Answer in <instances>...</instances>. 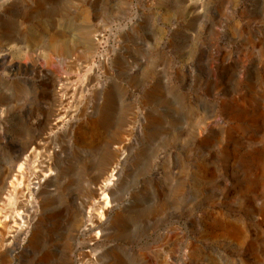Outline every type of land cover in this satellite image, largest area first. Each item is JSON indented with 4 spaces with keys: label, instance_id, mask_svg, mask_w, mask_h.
Segmentation results:
<instances>
[{
    "label": "rangeland",
    "instance_id": "374dc122",
    "mask_svg": "<svg viewBox=\"0 0 264 264\" xmlns=\"http://www.w3.org/2000/svg\"><path fill=\"white\" fill-rule=\"evenodd\" d=\"M72 121L96 123L98 144ZM46 146L48 191L0 202L44 225L0 264H264V0H0V173L20 155L35 170ZM215 222L244 240L212 239Z\"/></svg>",
    "mask_w": 264,
    "mask_h": 264
},
{
    "label": "bare ground",
    "instance_id": "6f19581e",
    "mask_svg": "<svg viewBox=\"0 0 264 264\" xmlns=\"http://www.w3.org/2000/svg\"><path fill=\"white\" fill-rule=\"evenodd\" d=\"M100 38L101 37L96 38L94 43H99ZM52 44L54 47H56L57 53L58 54L61 53L62 47L58 44V41L52 38ZM56 92L58 93V91ZM67 93L68 91L66 92V94ZM59 110L56 112L54 119L50 121L49 124L47 123L48 127L46 129V132L43 138V141H45L44 142L45 144H48L51 141L54 134L59 129L63 128L64 126L63 117L66 118L68 114H67V111L63 112L62 110L60 111ZM67 124H68V131H70L75 137L78 138L79 144L83 145L84 147L86 146L91 147L95 145L96 143L98 144L97 140L98 138L100 139V137L97 132L96 123L89 122L87 124L86 123L79 124V123H74V121H72ZM120 150H122V148ZM45 151H46L45 152L46 157H44L43 159L41 158L42 160L39 161L38 165L35 164L37 166L36 169L34 168L35 170H33L30 167L32 159L35 157H33V155H27V156L20 155L15 159L11 167L9 168L6 167L7 169L1 171L0 173V193H1L0 202L1 200L4 201V199H1V197L6 196V195L7 196L8 195L18 196V198L21 197L24 200H28V201H33L34 199L38 200L44 193L48 191L52 183L53 177H54L53 176L54 175L53 159H55L57 151L48 146L45 147ZM116 156L117 155L114 154L113 156L110 157L107 163V166L104 170V173L102 175L100 186H98L99 188H97L94 192L95 197L99 198V194H98L99 191H107L109 189L112 174L114 172V163H115ZM198 177L203 182L204 180H207L209 178V174L204 169H200L198 171ZM21 201L23 202L22 199ZM103 203H98V205H101ZM106 205H108V203H106ZM100 209L102 210L100 211L99 214H96V216H94V214L91 215L90 213H86L85 215L86 217L82 216L83 218L81 219V221L80 220L78 221L75 228L79 230L83 236L84 235L86 236V234H88L89 232H93L94 230L98 231L99 229H101L102 219L108 215L109 211L107 207H105V205L103 207L100 206ZM5 217L6 218L0 215V249L6 255L7 254L13 255L14 257L20 256L21 254L20 252L22 251V249H24V247L25 248L31 247L35 243V240L37 238V231L40 226L42 227V224L44 223V221L41 218H38L37 212L30 211V210L26 211L22 215H19V214L16 215L15 213V214H11L9 217L7 216ZM213 229L216 230V232H219L220 235H216L215 234L216 232L210 233L209 236H211V238L212 237H222V238H227L229 240L237 241V242H242L244 240L243 232L240 229L238 230L233 227H225L223 228V230H221L220 225L217 222L214 223ZM92 239L93 238H91L90 241H92Z\"/></svg>",
    "mask_w": 264,
    "mask_h": 264
}]
</instances>
